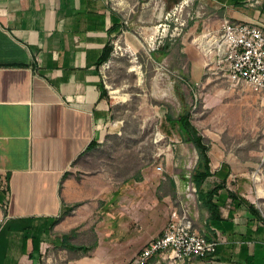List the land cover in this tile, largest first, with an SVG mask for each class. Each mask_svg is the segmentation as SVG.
I'll list each match as a JSON object with an SVG mask.
<instances>
[{"label": "crops", "instance_id": "obj_1", "mask_svg": "<svg viewBox=\"0 0 264 264\" xmlns=\"http://www.w3.org/2000/svg\"><path fill=\"white\" fill-rule=\"evenodd\" d=\"M198 2L211 11L192 26L208 32L206 45L222 19L264 30V0ZM117 22L109 0H0V264H111L112 254L126 264L168 222L169 214L154 228L157 199H130L114 238L96 214L112 192L127 201L126 186L112 190L104 171L79 169L109 126L98 62ZM215 201L219 220L199 205L190 217L199 234L217 239L216 252L183 264H264V222L224 188Z\"/></svg>", "mask_w": 264, "mask_h": 264}, {"label": "rangeland", "instance_id": "obj_2", "mask_svg": "<svg viewBox=\"0 0 264 264\" xmlns=\"http://www.w3.org/2000/svg\"><path fill=\"white\" fill-rule=\"evenodd\" d=\"M109 2L118 17L112 53L100 65L111 106L109 126L99 129L101 143L86 154L79 169L104 171L112 190L126 186L127 201L120 204L112 192L104 214H96V224L103 227L104 217L118 238L119 221H129V200L134 203L135 198L157 199L154 228L173 208L185 206L191 214L198 210L195 193L187 190L197 152L183 140L181 128L166 120L182 115L207 148L213 173L207 183H223L264 222V95L223 77L209 62L210 48L204 51L195 42L200 38L207 44L208 32L201 31V25L196 30L192 26L206 21L210 9L200 7L198 0ZM78 241L91 243L96 238L83 236ZM123 257L112 254L111 264Z\"/></svg>", "mask_w": 264, "mask_h": 264}, {"label": "built area", "instance_id": "obj_3", "mask_svg": "<svg viewBox=\"0 0 264 264\" xmlns=\"http://www.w3.org/2000/svg\"><path fill=\"white\" fill-rule=\"evenodd\" d=\"M213 68L233 83H246L264 95V30L256 25L222 19L217 36L207 45ZM208 65V63H207ZM160 170V167H157ZM187 190L196 195L191 182ZM173 208L163 231L138 251L128 264H183L213 255L217 239L199 234L190 210ZM1 227V223H0Z\"/></svg>", "mask_w": 264, "mask_h": 264}, {"label": "trees", "instance_id": "obj_4", "mask_svg": "<svg viewBox=\"0 0 264 264\" xmlns=\"http://www.w3.org/2000/svg\"><path fill=\"white\" fill-rule=\"evenodd\" d=\"M179 0H174L177 3ZM247 24V23H246ZM116 31V27L113 30ZM167 47L164 46V49ZM163 54L165 51H162ZM112 53V45L105 47L102 56L98 62V66L106 62ZM166 120L170 124H176L182 130V138L185 142H191L197 152L198 160L195 165L194 171L191 175V182L196 189L197 202L200 208L208 211V221L219 220L218 205L215 201V196L220 189H223V183H215L209 185L208 179L213 176L210 168V161L207 155V148L203 144L201 137L198 135L196 129L189 122L188 117L185 115L180 116L178 120L173 119L171 116H166ZM174 185V184H173ZM82 250V248H80ZM85 251V249H84Z\"/></svg>", "mask_w": 264, "mask_h": 264}]
</instances>
